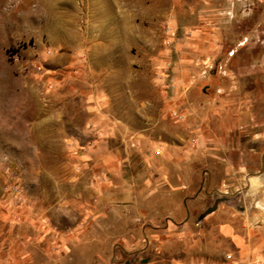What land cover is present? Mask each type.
<instances>
[{
    "label": "rangeland",
    "instance_id": "374dc122",
    "mask_svg": "<svg viewBox=\"0 0 264 264\" xmlns=\"http://www.w3.org/2000/svg\"><path fill=\"white\" fill-rule=\"evenodd\" d=\"M239 90L264 105V0H0L13 264H264V194L197 140Z\"/></svg>",
    "mask_w": 264,
    "mask_h": 264
},
{
    "label": "crops",
    "instance_id": "0c3cea01",
    "mask_svg": "<svg viewBox=\"0 0 264 264\" xmlns=\"http://www.w3.org/2000/svg\"><path fill=\"white\" fill-rule=\"evenodd\" d=\"M248 93L244 90L237 91L234 96L221 93L218 96L221 95L222 97V100H220L221 105H218V101L215 99L216 96L212 95L210 100L207 99L198 105L195 112L200 116L202 125L198 128L200 133L197 134V140L200 141V145L204 149L206 147L213 148L212 153L205 150L202 153L200 152L202 159L207 158L208 155H213L216 158L213 160L219 164L221 163L219 168L222 175L218 184H239L240 178L244 175L247 183L246 187H248L245 193L252 194L258 188L262 192L261 194H264V141L258 139L255 143L243 137L230 141L228 137L229 131L238 132L243 128L249 131V135L257 133V136H259L263 133L262 122L257 117L258 113L264 112V105L257 102L258 98L263 97V94ZM196 96L198 98L204 97V91H198ZM231 98H234V101L229 100ZM248 100H250L249 103ZM238 134L241 133L238 132ZM254 171L258 174L249 176V173H254ZM253 185L255 189H252ZM236 190H241V187H236ZM254 201H257V199L255 198ZM5 219L7 218L5 217ZM0 223H2L1 220ZM13 241L14 238L7 231L6 225L0 228V264H13ZM15 241L20 240L16 239ZM15 248L19 249V246H15Z\"/></svg>",
    "mask_w": 264,
    "mask_h": 264
},
{
    "label": "bare ground",
    "instance_id": "6f19581e",
    "mask_svg": "<svg viewBox=\"0 0 264 264\" xmlns=\"http://www.w3.org/2000/svg\"><path fill=\"white\" fill-rule=\"evenodd\" d=\"M59 22V21H58ZM60 23V22H59ZM62 25V24H61ZM57 29V28H56ZM58 29H59V27H58ZM223 232L225 233V234H230L231 233V228L229 227V226H223ZM235 238V240H236V242L237 243H241L242 241H241V238L240 237H234Z\"/></svg>",
    "mask_w": 264,
    "mask_h": 264
}]
</instances>
